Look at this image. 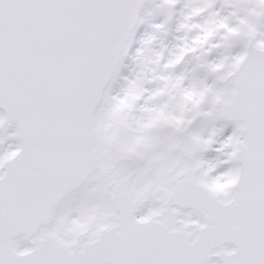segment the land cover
<instances>
[{"label": "snow or ice", "instance_id": "6c2138e0", "mask_svg": "<svg viewBox=\"0 0 264 264\" xmlns=\"http://www.w3.org/2000/svg\"><path fill=\"white\" fill-rule=\"evenodd\" d=\"M0 264H264V0H0Z\"/></svg>", "mask_w": 264, "mask_h": 264}]
</instances>
